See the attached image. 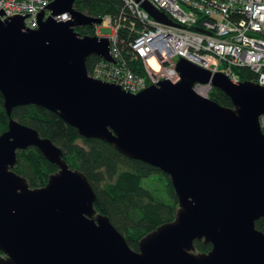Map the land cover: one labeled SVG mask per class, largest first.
Here are the masks:
<instances>
[{"label": "water", "instance_id": "1", "mask_svg": "<svg viewBox=\"0 0 264 264\" xmlns=\"http://www.w3.org/2000/svg\"><path fill=\"white\" fill-rule=\"evenodd\" d=\"M77 0H55L40 27L0 11V90L9 117L0 135V264H264V87L234 82L186 59L181 81H161L133 94L89 75L92 56L112 61L110 41L76 28L102 19L75 10ZM156 20L173 21L149 2ZM71 14L69 21L56 17ZM211 83L234 108L196 92ZM35 105L57 113L87 139L115 146L129 159L168 176L179 200L173 223L139 244V251L95 209L97 193L72 169L51 139L13 118ZM36 148L59 171L31 188L15 172L20 151ZM196 241L212 245L196 253Z\"/></svg>", "mask_w": 264, "mask_h": 264}, {"label": "built area", "instance_id": "2", "mask_svg": "<svg viewBox=\"0 0 264 264\" xmlns=\"http://www.w3.org/2000/svg\"><path fill=\"white\" fill-rule=\"evenodd\" d=\"M54 1L0 0L2 19L26 17L25 27L37 30L40 14L44 12L48 19ZM120 1L122 7L116 14L99 17L101 24L76 28H90L92 37L110 41L112 61L97 57L89 71L92 78L137 94L161 81L180 82L177 65L186 59L213 74L223 73L234 82H241L236 69L248 70L254 76L252 82L264 87V0ZM145 2L165 13L174 25L153 18L144 9ZM71 18L67 13L56 20ZM101 25L111 28L112 34L102 36ZM151 60L157 62L158 70ZM194 89L210 98L214 86L196 83ZM260 125L264 132V115Z\"/></svg>", "mask_w": 264, "mask_h": 264}, {"label": "trees", "instance_id": "3", "mask_svg": "<svg viewBox=\"0 0 264 264\" xmlns=\"http://www.w3.org/2000/svg\"><path fill=\"white\" fill-rule=\"evenodd\" d=\"M122 7L120 0H77L75 9L90 17L114 15ZM82 36H91L92 29L77 30ZM96 56L88 59L91 71ZM241 81H253V74L236 69ZM210 99L221 106L234 108L230 97L215 89ZM13 118L35 129L43 138L53 141L64 152V158L72 169L82 173L97 193L95 209L107 216L124 235L131 248L139 251L140 242L160 227L173 223L179 210V200L170 178L158 169L141 161L127 158L115 146L99 139H87L79 130L70 126L57 113L46 108L26 105L14 109ZM9 117L4 108V96L0 90V135L8 129ZM15 172L30 183L31 188L47 185L49 178L59 171L36 148L20 151ZM162 176L169 199L160 200L143 180ZM256 228L264 233V218L257 221ZM196 253H209L212 245L196 241ZM0 251V255H2Z\"/></svg>", "mask_w": 264, "mask_h": 264}, {"label": "rangeland", "instance_id": "4", "mask_svg": "<svg viewBox=\"0 0 264 264\" xmlns=\"http://www.w3.org/2000/svg\"><path fill=\"white\" fill-rule=\"evenodd\" d=\"M100 33L102 36H110L112 34V29L111 28H106L103 27L102 25L100 26ZM143 186L144 187H149L155 194L156 196L164 201L167 202V200L169 199V196L167 194V188H164V183H163V179L162 176L159 174V176H154L152 177L150 180H143ZM167 200H164L166 199Z\"/></svg>", "mask_w": 264, "mask_h": 264}, {"label": "bare ground", "instance_id": "5", "mask_svg": "<svg viewBox=\"0 0 264 264\" xmlns=\"http://www.w3.org/2000/svg\"><path fill=\"white\" fill-rule=\"evenodd\" d=\"M82 36V35H81ZM150 64L152 65V67H154V69H159V65L157 64V62L155 60H151ZM226 94V93H225Z\"/></svg>", "mask_w": 264, "mask_h": 264}, {"label": "flooded vegetation", "instance_id": "6", "mask_svg": "<svg viewBox=\"0 0 264 264\" xmlns=\"http://www.w3.org/2000/svg\"><path fill=\"white\" fill-rule=\"evenodd\" d=\"M0 256H2V255H0Z\"/></svg>", "mask_w": 264, "mask_h": 264}]
</instances>
